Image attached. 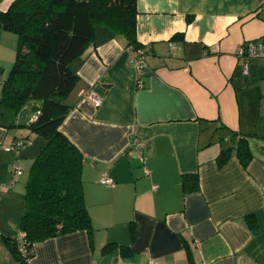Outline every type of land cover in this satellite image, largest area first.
Segmentation results:
<instances>
[{
  "label": "crops",
  "instance_id": "obj_1",
  "mask_svg": "<svg viewBox=\"0 0 264 264\" xmlns=\"http://www.w3.org/2000/svg\"><path fill=\"white\" fill-rule=\"evenodd\" d=\"M12 1L0 0V9ZM136 7V38L147 50L140 74L124 38L103 25L71 62L78 79L59 129L84 157L91 232L34 243L28 264H264V58H250L244 72L237 55L245 41L264 42V0H137ZM10 33L0 32V98L16 51ZM21 118L0 104V186L14 164L22 171L0 190L5 259L3 236L16 233L36 154L32 143L9 149L35 136ZM240 134L252 138L247 166L234 153ZM223 147L233 149L219 166ZM102 173L113 183L99 182ZM185 174L197 175V190L183 191Z\"/></svg>",
  "mask_w": 264,
  "mask_h": 264
},
{
  "label": "trees",
  "instance_id": "obj_2",
  "mask_svg": "<svg viewBox=\"0 0 264 264\" xmlns=\"http://www.w3.org/2000/svg\"><path fill=\"white\" fill-rule=\"evenodd\" d=\"M137 0H13L0 9V32L16 35L14 61L2 81L0 104L22 116L43 143L25 181L24 209L14 235L3 242L17 264H28L33 244L51 237L86 230L92 225L82 189L83 154L60 131L70 110L65 95L77 82L71 62L93 43L98 25L124 38L125 45L143 48L136 38ZM182 34H176L179 38ZM36 118L29 121L32 114ZM28 138V137H24ZM251 139L240 134L234 153L243 166L253 158ZM231 147L220 149L219 166ZM184 192L198 189L196 174L181 178ZM22 237L27 254L18 250Z\"/></svg>",
  "mask_w": 264,
  "mask_h": 264
},
{
  "label": "built area",
  "instance_id": "obj_3",
  "mask_svg": "<svg viewBox=\"0 0 264 264\" xmlns=\"http://www.w3.org/2000/svg\"><path fill=\"white\" fill-rule=\"evenodd\" d=\"M131 52L133 53L132 57L129 58V64L135 68V70L140 74L142 69L147 65V52L143 48H137L133 49L129 47ZM237 55L245 60V64L243 66L244 72L247 70V64L246 62L250 58H264V42L261 41H252L248 40L243 42L240 47L237 50ZM138 85L142 86V80L139 76L138 78ZM87 96L97 105L101 103V99L92 91L90 90ZM36 118V113L32 114L29 118V121H32ZM30 138H20L12 141L9 144V149L18 152V150L22 147H26L29 145ZM133 146L142 149L144 147L143 141L138 139V138H133L132 142ZM141 160L143 158L141 157ZM13 178L10 179V181L7 184H4L0 186L1 192H6L14 183L15 178L14 176H19L22 171L20 168L16 166V164L13 165ZM99 182L104 183V184H112L113 180L112 178L107 175L106 173H102L99 177ZM17 247L18 250L22 253V255L27 254V249H26V244L25 241L22 237H19L17 240Z\"/></svg>",
  "mask_w": 264,
  "mask_h": 264
},
{
  "label": "rangeland",
  "instance_id": "obj_4",
  "mask_svg": "<svg viewBox=\"0 0 264 264\" xmlns=\"http://www.w3.org/2000/svg\"><path fill=\"white\" fill-rule=\"evenodd\" d=\"M10 34H12L11 36H13L14 38H15V34L14 33H10ZM14 54H15V52H14ZM14 58H15V56H14ZM13 58V59H14ZM14 61V60H13ZM11 67V66H10ZM9 69L10 68H8V70H6V74H7V72L9 71ZM258 139V138H257ZM256 139V140H257ZM260 140V139H259ZM30 142L32 143V146L34 147V150H35V153L37 154L38 153V151H39V149H40V146H41V144L43 143V141H42V139L40 138V137H38V136H33L32 137V139L30 140ZM35 154V155H36ZM2 247H0V264H17L16 262H15V260H14V258L11 256V255H9L8 253H6V255L8 256V259H5L4 258V256H3V251H2V249H1ZM11 256V257H10Z\"/></svg>",
  "mask_w": 264,
  "mask_h": 264
},
{
  "label": "water",
  "instance_id": "obj_5",
  "mask_svg": "<svg viewBox=\"0 0 264 264\" xmlns=\"http://www.w3.org/2000/svg\"><path fill=\"white\" fill-rule=\"evenodd\" d=\"M26 114V111L23 112L22 117Z\"/></svg>",
  "mask_w": 264,
  "mask_h": 264
}]
</instances>
